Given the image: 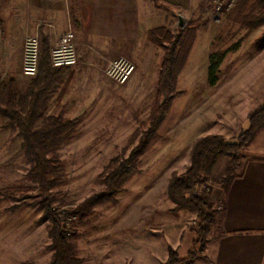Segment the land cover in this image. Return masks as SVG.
Here are the masks:
<instances>
[{"label":"crops","instance_id":"0c3cea01","mask_svg":"<svg viewBox=\"0 0 264 264\" xmlns=\"http://www.w3.org/2000/svg\"><path fill=\"white\" fill-rule=\"evenodd\" d=\"M205 3L206 0H0V83L13 79L17 87L25 78L21 64L26 34L37 33L41 49L43 44L49 49L58 33L71 29L79 60L69 67L64 81L50 95L44 116L76 119L78 125L84 117L100 110L102 96L107 94L106 86H115L104 74L106 58L124 55L133 61L135 70L126 87L134 82L143 86L152 78L156 85L162 51L150 42L149 30L167 26L174 32L184 25L181 19L195 20L199 16L205 21V27H210L208 12L201 11ZM224 17L223 14L213 18L218 21ZM199 29L178 74L176 91L181 96L186 93L178 88L180 74L197 42ZM255 29L264 37V25ZM213 36L207 35L200 41L206 58L203 81L207 85L200 89L192 87L200 78L193 75L192 69L187 71V82L191 86L190 99L206 100L205 116L211 119L217 134L225 135L238 122L239 115L248 120L254 110L264 105L262 100L252 110L243 103L244 99L254 100L257 96L261 100L264 93V39L258 50L247 56L243 45L228 46L219 63L218 79L209 85ZM101 75L106 79L104 86L99 79ZM217 105L220 112L214 109ZM246 148L251 149L250 153L243 155L228 190L222 192V206L215 214L202 252L206 259H196L192 264H264V127ZM132 208L126 207L125 213L115 216L109 248L100 247L95 251L104 258L109 257L107 264H161L167 258L168 248L176 247L177 240H167L160 222L151 228L134 227L133 215H129ZM167 226V232H173L174 225L168 222ZM78 259L75 264H84L81 257Z\"/></svg>","mask_w":264,"mask_h":264},{"label":"rangeland","instance_id":"374dc122","mask_svg":"<svg viewBox=\"0 0 264 264\" xmlns=\"http://www.w3.org/2000/svg\"><path fill=\"white\" fill-rule=\"evenodd\" d=\"M204 5L201 11L208 12L211 26L200 27L197 42L180 74L178 88L186 94L173 98L155 138L139 156L137 171L132 174L124 185V190L116 195L114 201L94 207L83 219L65 211L67 207L75 205L101 187L98 177L111 157L127 155L136 144V140L134 143H129L128 140L133 131L139 129L142 132L147 127V118L156 101L153 78L143 86L137 82L128 87L126 84L116 83L114 88L106 86L107 94L102 96L100 110L94 115L84 117V121L81 120L76 127L75 136L57 149L64 165L66 182L51 190L52 203L61 210L58 215L60 221L75 232L76 256L81 257L84 264H107L109 257L98 255L99 252L95 249L109 248V240L115 229V216L125 213L126 207L129 210L131 206L133 208L129 215H133L134 227L147 225L151 228L160 222L167 240H177L176 247L172 248L177 250L178 257L185 258L190 250L198 251L201 246L202 250L197 253L202 255L212 225L208 233L201 237L198 230L200 219L195 211L191 208L173 211L174 204L167 196L169 176L172 171H183L188 165L192 141L203 134L216 133L211 119L205 116L206 100L190 99L191 86L187 82V71L192 69L193 75L200 77L198 84L192 85L194 89L207 85L203 81L206 76V58L200 45L201 39L207 38V35H214L210 54L215 55V60L228 46L236 43L243 45L245 56L251 55L258 50L264 39L259 29L240 27L226 21V17L216 21L213 17L223 14L227 16L230 11L226 14L213 13L209 0ZM195 21L202 23L204 20L199 16ZM181 22L185 24L187 21L181 19ZM30 79L32 78H24L18 83L19 94L24 93ZM99 79L104 86L106 79L102 75ZM262 83L264 87V79ZM4 97L5 91L1 90V104ZM262 100L264 93L261 100L257 96L254 100L244 99L243 103L254 110L253 108L262 104ZM214 109L220 112L218 105ZM4 121L5 117L0 114V187L18 184L29 189L15 200H5L0 196V264H49L52 257L51 238L48 233L50 223L42 218L43 206L34 202L33 195L37 189L28 177L30 163L22 152L21 137L17 130L1 128ZM247 127L248 120L239 115L238 122L223 136L228 141H236L239 134L237 132H242ZM246 147L237 153V157L219 156L212 173L195 192L203 199L206 210L214 218L221 209L223 178L240 168L243 155L251 151ZM26 201H32L33 204ZM168 222L174 225L171 233L167 232ZM100 238L106 240H99Z\"/></svg>","mask_w":264,"mask_h":264},{"label":"trees","instance_id":"16d2710c","mask_svg":"<svg viewBox=\"0 0 264 264\" xmlns=\"http://www.w3.org/2000/svg\"><path fill=\"white\" fill-rule=\"evenodd\" d=\"M226 20L248 29L264 25V0H236ZM201 26H205V21L198 23L188 20L183 26H179L176 32L167 26L149 30L148 38L162 51V59L156 82V101L147 118V127L142 132L139 129L132 132L128 142L134 143L136 140V144L127 155H115L108 160L98 177L101 187L75 205L67 207L66 212L83 219L94 207L114 201L116 195L124 190L126 182L137 171L139 156L155 138L173 98L180 94L176 91L178 74L190 52L196 30ZM222 57L223 54L215 60V55L209 56V85L215 84L218 79ZM69 67L52 68L48 47L43 44L38 73L30 79L24 93H18L13 79L5 84L0 83V93L1 90L5 91L4 101L0 103V114L6 118L1 128L17 130L20 135L22 152L30 163L28 177L37 189L33 195L34 202L43 206L42 218L50 223L48 233L51 238L52 257L49 264H74L78 261L75 232L60 221L58 215L61 210L53 206L51 197V190L66 182L64 165L57 149L75 136L77 120L63 119L60 115L44 116L50 95L64 81ZM263 127L264 105L249 115L248 127L238 134L236 141H228L217 133L195 138L191 143L188 165L183 171L171 172L167 183V196L174 204L172 210H194L200 219L198 230L201 237L208 233L215 218L206 210L203 199L195 194L197 188L212 173L219 156L237 157V153L247 146ZM233 178V173H228L223 178L225 192ZM28 189L18 184L0 187V196L5 200H15L17 196H23ZM27 203L33 204L32 201ZM202 248L201 246L198 251ZM198 251L190 250L187 257L180 258L177 250L169 247L168 257L162 264H192L196 259L205 260L206 257L199 255Z\"/></svg>","mask_w":264,"mask_h":264},{"label":"built area","instance_id":"2783aa9c","mask_svg":"<svg viewBox=\"0 0 264 264\" xmlns=\"http://www.w3.org/2000/svg\"><path fill=\"white\" fill-rule=\"evenodd\" d=\"M54 1V0H47ZM213 13H228L236 0H209ZM49 62L52 68L73 66L77 64L79 56L76 49L74 33L67 29L56 35L49 45ZM41 56V40L37 33H28L23 38L21 74L25 78H34L39 69ZM105 76L118 85L125 84L135 70V64L124 55L105 59ZM222 206V204H220ZM219 205V206H220Z\"/></svg>","mask_w":264,"mask_h":264}]
</instances>
